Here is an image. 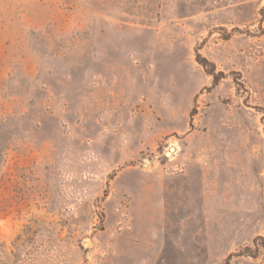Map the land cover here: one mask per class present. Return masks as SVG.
<instances>
[{
  "label": "rangeland",
  "instance_id": "obj_1",
  "mask_svg": "<svg viewBox=\"0 0 264 264\" xmlns=\"http://www.w3.org/2000/svg\"><path fill=\"white\" fill-rule=\"evenodd\" d=\"M0 264H264V0H0Z\"/></svg>",
  "mask_w": 264,
  "mask_h": 264
}]
</instances>
